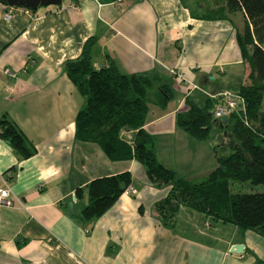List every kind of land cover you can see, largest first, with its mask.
I'll return each instance as SVG.
<instances>
[{"label": "crops", "instance_id": "1", "mask_svg": "<svg viewBox=\"0 0 264 264\" xmlns=\"http://www.w3.org/2000/svg\"><path fill=\"white\" fill-rule=\"evenodd\" d=\"M70 1L10 17L0 1V119L18 127L30 151L23 156L0 138V186L7 184L13 199L0 207V264H264V237L251 230L185 207L172 229L162 226L153 205L170 186H154L134 159L110 160L96 143L74 138L85 100L63 69L93 36L95 69L113 63L121 73L163 74L173 96L164 108L148 106L142 128L160 163L183 180L201 181L216 151L229 149L216 147L215 127L198 140L176 117L185 98L201 104L203 94L237 92L247 81L235 41L240 12L198 18L199 0H80L77 8ZM123 171L131 173L133 192L88 225L77 220L86 183ZM239 243L242 252H230Z\"/></svg>", "mask_w": 264, "mask_h": 264}, {"label": "trees", "instance_id": "2", "mask_svg": "<svg viewBox=\"0 0 264 264\" xmlns=\"http://www.w3.org/2000/svg\"><path fill=\"white\" fill-rule=\"evenodd\" d=\"M194 6L203 11L198 18L224 19L229 13L240 12L242 26L235 31V41L249 72L236 92L243 108L228 115L226 122L214 116L221 97L211 93L203 94L201 104L185 98L186 109L177 115L176 124L198 140L206 139L215 127L216 147L225 146L229 152L216 151L215 167L197 182L179 178L160 163L152 136L142 126L150 104L164 108L172 98L170 80L157 70L121 73L113 63L95 69L91 61L93 36L85 39L76 58L63 63L64 72L85 100L74 117V138L96 143L110 160L134 159L154 186H170L153 205L162 226L172 229L178 210L185 207L264 237V191L231 192L228 184L236 180L264 187V0H213V5L199 0ZM20 134L13 122L0 119V138L27 156L28 143ZM131 179V173L123 171L89 180L85 185L87 202L76 219L85 225L93 222L130 188ZM79 191L77 188L75 197Z\"/></svg>", "mask_w": 264, "mask_h": 264}, {"label": "built area", "instance_id": "3", "mask_svg": "<svg viewBox=\"0 0 264 264\" xmlns=\"http://www.w3.org/2000/svg\"><path fill=\"white\" fill-rule=\"evenodd\" d=\"M80 0H71L70 6L73 8H77L78 2ZM19 9L24 13H29V9L8 6L6 5L5 16L10 17L15 10ZM8 72V70H5ZM218 95L221 97V102L217 104L214 109V116L217 118H221L222 116H228L234 111H238L243 108V100L242 98L233 91L223 90ZM124 192L130 193L133 192L131 188H127ZM17 201H19L17 199ZM13 203V199L10 197V190L7 184L0 186V207L2 206H11Z\"/></svg>", "mask_w": 264, "mask_h": 264}, {"label": "water", "instance_id": "4", "mask_svg": "<svg viewBox=\"0 0 264 264\" xmlns=\"http://www.w3.org/2000/svg\"><path fill=\"white\" fill-rule=\"evenodd\" d=\"M3 4L8 6H15V7H21L26 8L29 10H35L38 7L48 6V5H60L61 0H0ZM227 117L222 116L220 118L221 122H226ZM243 249L242 244H234L230 248V252L233 253H241Z\"/></svg>", "mask_w": 264, "mask_h": 264}, {"label": "rangeland", "instance_id": "5", "mask_svg": "<svg viewBox=\"0 0 264 264\" xmlns=\"http://www.w3.org/2000/svg\"><path fill=\"white\" fill-rule=\"evenodd\" d=\"M241 26H242V23L240 24L239 28H241ZM262 106L264 107V95H263ZM213 131L214 130L211 131V135H213ZM219 152L222 153L221 149L220 150L218 149L217 153ZM228 184H229V189L231 192L248 193V192H255V191H258V192L264 191V187L262 185L253 186V185H250L246 181L241 182V181H236V180H229Z\"/></svg>", "mask_w": 264, "mask_h": 264}]
</instances>
